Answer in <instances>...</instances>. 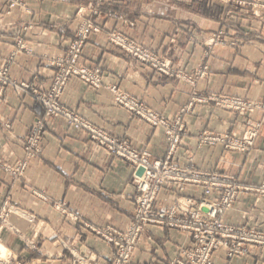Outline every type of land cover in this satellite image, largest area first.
<instances>
[{
  "label": "crops",
  "instance_id": "1",
  "mask_svg": "<svg viewBox=\"0 0 264 264\" xmlns=\"http://www.w3.org/2000/svg\"><path fill=\"white\" fill-rule=\"evenodd\" d=\"M10 7L0 0V67L10 62V75L49 89L57 70L53 58L65 53L80 24L77 11L91 4L99 8L97 22L118 29L154 53L167 58L181 74L194 76L207 64V74L191 85L181 76L169 77L143 64L107 41L106 34L92 35L84 47L83 61L99 68L102 87L93 88L72 79L64 88L61 104L84 122L108 135L129 139L154 157L166 153L164 128H153L118 105L108 84H116L156 112L173 119L188 105L194 92L203 96L227 94L264 100V8L220 0H22ZM253 10L260 16L253 15ZM117 13L123 19L109 18ZM225 30L226 44L212 47L213 33ZM250 152L227 149L223 143L200 145L204 130L243 134L245 119L218 108L214 101L195 103L184 117L188 133L176 156L186 155L200 170L232 175L240 185L264 182V115ZM45 121L42 152L29 159L23 177H14L5 166L25 160L23 141L30 128ZM8 125V126H7ZM178 194L166 188L157 205L171 206ZM197 196V194H195ZM64 204L66 213L58 209ZM135 209V190L129 164L100 147L91 135L68 124L64 117H47L43 105L8 87L0 100V242L12 255L41 264H75L74 254L110 264L114 248L91 232L86 224L126 227ZM8 211V215H4ZM225 221L229 225L256 228L264 233V197L243 191ZM190 237L175 229L149 225L142 234L134 258L146 264L168 263ZM216 264H264V246L252 244L246 256L229 259L224 252Z\"/></svg>",
  "mask_w": 264,
  "mask_h": 264
},
{
  "label": "built area",
  "instance_id": "2",
  "mask_svg": "<svg viewBox=\"0 0 264 264\" xmlns=\"http://www.w3.org/2000/svg\"><path fill=\"white\" fill-rule=\"evenodd\" d=\"M10 1L11 8L23 4L22 0ZM222 1L225 4H236L246 14L249 13L248 5L257 6V3L248 0ZM98 15L99 8L92 4L78 9L77 17L80 24L75 31V38L65 53L53 58L51 64L57 72L49 89H40L34 84L13 79L10 75V62L0 67V100L6 89L13 87L17 94L28 95L40 102L47 117H64L74 128L87 131L92 139L112 156L129 164L135 190V209L131 222L124 228L109 224L99 226L86 224L91 232L114 248L110 264H146L137 262L134 254L143 230L153 224L180 230L190 237V245L186 248L182 247L177 257L168 263L156 264H216L217 255L221 252L232 259L236 256H246L252 244L264 246L263 232L243 225H229L225 221L227 213L243 191H251L264 197V182L257 186H243L232 175L218 170L205 171L196 168L190 155H186L183 165L176 160L183 139L188 133L184 117L192 110L195 103L204 104L214 101L218 108L244 118L246 124L241 135L217 134L204 130L199 134L200 145L223 143L227 149L246 153L251 151L259 136L263 122L255 116L258 113L264 115V100H249L227 94L203 96L195 91L189 104L181 108L173 119H168L116 84H108L106 87L118 105L140 117L151 127L164 128L168 147L163 156L154 157L151 152L135 147L129 139L108 135L104 130L84 122L61 104L64 88L72 79L82 80L96 89L103 85L101 70L90 67L83 61L84 47L92 35L105 33L110 44L137 58L141 63L148 64L157 72L169 77H184L191 85H196L197 81L207 74L209 67L204 63L194 76L181 74L167 58L154 53L128 34L97 22L95 18ZM253 15L260 16V13L253 10ZM107 16L123 19V16L117 13H109ZM224 35L225 30L212 34L211 41L207 44L206 57H209L212 47L226 44ZM44 131V120H38L30 128L23 141L26 159L18 160L14 166H5L12 176L23 177L29 159L42 152ZM166 188H172L178 195L170 207L161 210L157 205ZM57 207L66 213L64 204ZM7 215L8 211L2 216ZM74 257L75 264H97L96 259L84 258L77 254H74ZM0 264L41 263L27 262L16 255H10L8 258L0 257Z\"/></svg>",
  "mask_w": 264,
  "mask_h": 264
},
{
  "label": "rangeland",
  "instance_id": "3",
  "mask_svg": "<svg viewBox=\"0 0 264 264\" xmlns=\"http://www.w3.org/2000/svg\"><path fill=\"white\" fill-rule=\"evenodd\" d=\"M220 1L222 3H224L222 0H220ZM248 1H252L254 3H257L256 7H254L252 5H248V7H251V8L254 7L255 9H263L264 8V0H248ZM10 255H12L10 250L0 242V257L8 258Z\"/></svg>",
  "mask_w": 264,
  "mask_h": 264
}]
</instances>
